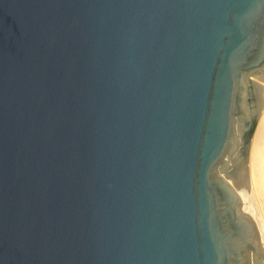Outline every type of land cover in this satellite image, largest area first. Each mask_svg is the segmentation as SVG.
<instances>
[{
  "label": "water",
  "instance_id": "water-1",
  "mask_svg": "<svg viewBox=\"0 0 264 264\" xmlns=\"http://www.w3.org/2000/svg\"><path fill=\"white\" fill-rule=\"evenodd\" d=\"M261 66L264 0H0V264H259Z\"/></svg>",
  "mask_w": 264,
  "mask_h": 264
},
{
  "label": "bare ground",
  "instance_id": "bare-ground-1",
  "mask_svg": "<svg viewBox=\"0 0 264 264\" xmlns=\"http://www.w3.org/2000/svg\"><path fill=\"white\" fill-rule=\"evenodd\" d=\"M252 78L261 84L259 83L260 86H256V84L248 86L243 111L244 116L253 118L255 115V121L258 116L259 119L249 147L247 146L248 142L242 138L243 132L236 128L233 152L227 168L224 170V178L235 189L242 202L240 211L247 214L254 223L264 254V66H261ZM245 149L247 152L246 165H244L246 152L241 155ZM234 164L238 165L239 170L235 174H231L229 169Z\"/></svg>",
  "mask_w": 264,
  "mask_h": 264
},
{
  "label": "rangeland",
  "instance_id": "rangeland-1",
  "mask_svg": "<svg viewBox=\"0 0 264 264\" xmlns=\"http://www.w3.org/2000/svg\"><path fill=\"white\" fill-rule=\"evenodd\" d=\"M260 82H258V80H256V79H251L250 80V82H249V85H252V84H256V86H260V84H259ZM251 99L253 98V97H250ZM260 113H261V110H260ZM245 115V113H244V111H243V115H242V118L244 117L245 119H248V120H250V123H249V125H248V128H247V131L246 132H243L242 133V138H243V140H245V142L247 141L248 143H247V146L249 147V144H250V142H251V138H252V135H253V132H254V129H255V127H256V123H257V121H258V119H259V116H258V119H257V121H255V115L253 116V118H251V117H248V116H244ZM246 152V149H245V151H242L241 152V155L243 154V153H245ZM246 155V158H245V160H244V165H246V163H247V152L245 153ZM240 155V156H241ZM244 156V155H243ZM239 170V167H238V165H236V164H234L230 169H229V172L231 173V174H235L237 171ZM240 199V198H239ZM241 200H240V205H241ZM243 213V212H242ZM243 214H245V213H243ZM245 215H247V214H245ZM249 217V216H248ZM254 232H253V235H254V238H255V240H256V243H257V245H258V256H259V264H264V254H263V250H262V248L260 247L261 246V240H260V242H259V240H258V238H260L259 237V233H258V231H256L257 229H256V227H255V225H254ZM259 242V243H258Z\"/></svg>",
  "mask_w": 264,
  "mask_h": 264
}]
</instances>
